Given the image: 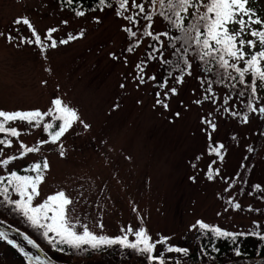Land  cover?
<instances>
[{
	"label": "rangeland",
	"instance_id": "obj_1",
	"mask_svg": "<svg viewBox=\"0 0 264 264\" xmlns=\"http://www.w3.org/2000/svg\"><path fill=\"white\" fill-rule=\"evenodd\" d=\"M112 2L111 7L81 16L58 0H0V32L5 33L0 36V110L46 112L54 107L55 98H61L80 117L56 143L44 131L53 116H45L40 127L9 122L6 127H16L21 134L0 135V140L12 141L10 147L0 144V160L16 156L8 165L0 164V173L46 158L50 168L35 204L63 190L74 200L69 215L77 228L86 224L93 232L113 236L123 235L128 227H143L153 240L167 237L155 250L165 264L189 262L185 254L167 248L191 247L196 236L191 226L199 220L231 230L264 231L260 82L253 99L255 112L245 111L238 94L225 84L208 85V73L197 64L192 65L191 75H184L183 83L170 79L161 87L157 80L162 71L157 61L147 59V38L126 46L129 20L124 16L129 10L118 15L117 0ZM250 6L264 18V0H253ZM20 17L30 20L42 44L27 42L35 37L28 25L14 23ZM52 28L57 29L51 34L57 41L55 48L47 38ZM162 28L155 18L153 30ZM9 35L15 38L6 39ZM171 87L177 88L176 94L169 91ZM209 87L211 92L206 91ZM158 99L168 107L158 104ZM206 121L215 123V130ZM43 140L49 143H40ZM21 142L40 150L22 154ZM221 144L223 160L212 151ZM235 203L241 208L235 209ZM19 219L16 211L0 203V231L15 241L0 238V264H111L122 255L133 256L125 249L101 253L83 248L56 255L43 229L27 222L28 231L21 232Z\"/></svg>",
	"mask_w": 264,
	"mask_h": 264
},
{
	"label": "snow or ice",
	"instance_id": "obj_2",
	"mask_svg": "<svg viewBox=\"0 0 264 264\" xmlns=\"http://www.w3.org/2000/svg\"><path fill=\"white\" fill-rule=\"evenodd\" d=\"M71 3V0H68ZM101 7L105 5V0H99ZM132 6L139 11L136 16L141 13H145V6L142 3H137V0H131ZM253 0H153V5L158 3L161 11L159 15L167 20L171 27L178 31L179 35L170 36V46L173 47L175 55L178 56L176 67L180 62H183L185 68L188 70L187 75H191L192 64L188 62L187 54L189 50H193V54L198 57L199 61L204 62L207 65L211 60H215L219 69H223L224 75L231 79L233 77L229 69L239 77L240 83H247V78L250 76L251 81L249 87L253 96L257 92V81L264 86V18H262L255 8L250 4ZM119 5L118 15L124 16V13L129 10V0H117ZM112 5L109 4L108 7ZM203 9V11H201ZM191 10V23L186 24V20L189 17ZM78 15H84V13L78 12ZM136 16L128 15L124 16L125 19L139 23ZM145 20L152 21L151 15H145ZM14 23L28 25L32 28L34 34V41L28 40L29 43L42 44L41 35L36 32L34 26L31 24L27 17L17 18ZM66 23V22H65ZM153 25L149 23L145 26L144 35L152 37L156 41H160L161 36H169V32L154 33L152 30ZM131 36L135 37L136 32L130 28H126ZM57 29L52 28L48 31L47 38L51 40L50 47L55 48L57 41L52 39V33ZM83 35V32L80 33ZM0 36H5V33L0 32ZM251 37V38H246ZM15 37L6 36V39L12 40ZM75 37L69 36V39ZM60 43H67L68 40H61ZM179 45V46H177ZM161 42V47H163ZM154 52L160 53L159 58L165 64H170L171 61L163 59V53L155 45L152 46ZM129 48L128 51H132ZM150 59H158L156 55L149 53ZM243 64V66H241ZM137 68L143 72V65L138 64ZM184 71L181 69L182 75H180L176 82H184ZM206 73L211 69L205 67ZM141 83L143 78L139 77ZM199 78V77H198ZM155 79V77H150ZM205 80H201V84ZM209 85L212 81H207ZM217 83L221 82L219 80ZM167 82L165 81L161 87H165ZM123 87V85H121ZM169 91L172 94L177 93L176 87H171ZM206 91L211 92V87ZM168 93H165L167 95ZM159 95V93H157ZM240 96L244 95V92L239 93ZM207 98V97H206ZM201 103V101H196ZM227 103V99L224 101ZM158 104L167 108V103L164 100H157ZM54 107L49 108L48 111L42 112L39 109L30 111H4L0 110V133H10L13 137H19L21 134L16 127L6 125L11 121H23L30 125L40 127V122L45 116H53L55 120L60 123L54 128L53 123H47L44 128L49 131L50 142L56 143L70 129L74 123L80 120L77 110L65 103L61 98H55L52 101ZM118 107V105H116ZM250 111H257L256 107L251 104L248 105ZM261 114H264V107L258 109ZM236 115V113H232ZM179 115V113H177ZM248 117L244 116V122H247ZM213 130L216 128V124L212 121H206ZM87 128L89 125L84 124ZM40 143H49L48 140H43ZM0 144H7L9 147L12 144L11 140H0ZM224 146L221 144L218 147L212 149L216 152L220 159L223 160V155L220 154V149ZM20 150L22 154L38 152V147H28L23 142L20 144ZM60 155L63 156L64 152L61 146ZM16 156H11L8 159L0 160V164L8 165L11 160H15ZM50 168V165L45 158L42 162H37L31 165L30 170L35 175H22L15 171L9 173L7 177L0 175V196H3V201L0 203H6L13 206V210L22 214L27 218V221L33 227L43 229V234L48 238L49 243L58 242L60 245H67L72 249H82L87 246L93 250L100 249L104 246L119 245L123 248H131L142 254H148L150 260L159 261V264H165L164 258L160 255H152L156 250L157 244H164L169 238L163 237L159 240H153L148 231L141 227L133 230L128 227L123 235L108 236L93 232L89 229L88 225H82L77 228V225L71 221L69 215L70 211H74V208L70 209L69 206L74 204V200L69 194L61 190L52 195H49L42 203L35 204L34 200L39 195V185L45 178V171ZM218 171V170H217ZM209 178H213L211 173ZM256 187H260L257 185ZM10 190L14 192L18 198H13L10 195ZM231 203V201H230ZM235 209H240L241 205L235 203L233 205ZM199 226L200 229L209 230L215 234L216 237H232L235 239L239 235H245V233H232L222 229L219 226H211L204 221H197L196 224L191 227L194 229ZM102 229L103 223L99 224ZM52 233L54 235L50 236ZM134 235L135 239L130 240L129 235ZM251 235L259 236L264 240V235L259 231H253L248 233ZM0 238L8 240V234L5 231H0ZM28 239V243L35 244V241ZM9 243H15L13 240H8ZM61 251L64 249L61 248ZM168 252H178L185 255L188 254V249L181 247H168ZM237 255H240V251L237 249ZM39 259V257H36Z\"/></svg>",
	"mask_w": 264,
	"mask_h": 264
},
{
	"label": "trees",
	"instance_id": "obj_3",
	"mask_svg": "<svg viewBox=\"0 0 264 264\" xmlns=\"http://www.w3.org/2000/svg\"><path fill=\"white\" fill-rule=\"evenodd\" d=\"M58 2L65 8L69 9L72 12H86L89 10H97L100 8H104L105 6H108L109 4H112V0H105V5L101 7L99 0H71V3L68 2V0H58ZM137 3H142L145 6V13H141L140 15L136 16L138 13V9L132 6V2L129 6V13L126 15H133L136 16V19L139 21V23L129 21L126 28H130L132 31L136 32L137 35L135 37L131 36V34L125 30L126 33V40L128 47H132L133 45L140 44L144 38L146 39V53L148 54L147 59L149 58V53H152L153 55H156L158 59H155L157 61L159 68L161 69L162 73L159 77L160 80H157L158 85H162L167 82L168 80L172 79V81H176L177 78L182 75L181 69L184 68V75H187V69L185 68V65L183 62H180L179 66L176 67L178 56L173 54L174 49L170 46V36L173 35H179L178 31L173 29L170 25V23L165 20L163 17L159 15V12L161 9L159 8L158 3L153 5V0H138ZM203 11V9H201ZM145 15H151L152 21H148L144 19ZM155 18L159 19L162 23L163 28L159 31H154V33H163V32H169V36H161L160 41L154 40L152 37L145 36L144 30L145 26L149 23L155 22ZM191 10L189 13V17L186 20V24L191 23ZM161 42H163V47H161ZM153 45H155L156 48H159L160 51L163 53V59H166L168 61H171L170 64H165L162 59L159 58L160 53L153 51ZM179 46V45H177ZM188 62L193 64H197L201 67H208L211 69L210 72H208V75L206 76V82L212 81L210 85H216L217 80L221 81L219 84H225V86L232 92L238 94V99L242 104V107L245 109V111L249 110L248 105L251 104L253 106V99L255 96H253L251 92V88L249 87L251 77L249 76L247 78V83H240L238 75L234 72L231 73L233 77H236V79H231L228 76L224 75L223 69H219L216 65L215 60H211L207 65H205L204 62L199 61L198 57L193 54V50H189L187 54ZM243 66V64H241ZM231 72V70L229 69ZM209 85V83L207 82ZM260 90L264 92V86L260 83ZM244 92L243 96H240L239 93ZM254 107V106H253ZM47 123H53L54 128L53 131L56 130V127L60 121H57L52 117L49 121L45 122ZM45 133L49 135V131L44 128ZM2 133H0L1 135ZM3 135V134H2ZM40 162V161H38ZM37 163V162H35ZM34 164V163H33ZM33 164H26L21 166L20 168H12L10 170H7L3 173H0V175H3L7 177L10 172L15 171L18 174L22 175H34L35 173L30 170L31 165ZM10 195L15 199L18 198L17 195L10 190ZM3 201V196H0V202ZM8 205V204H6ZM13 209V206L8 205V208ZM19 214V222L20 225H18V230L21 232L23 230L28 231L27 227L25 226L27 224V218L24 217L22 214ZM200 221V220H199ZM205 222V221H204ZM18 223V222H17ZM211 226H219L222 229L232 232V233H245V235H239L235 239L232 237H216L215 234L209 230L200 229L197 225L196 227V236L194 239H192L191 247H187L188 254L185 258L189 260V262H186L184 264H195L198 261H201L203 263L208 264H264V240H262L259 236L251 235L248 233H251L253 231H259V230H231L224 228L218 224H211L208 222H205ZM19 224V223H18ZM22 228V229H21ZM31 228V227H30ZM24 232V231H23ZM262 235H264V231H259ZM25 233V232H24ZM50 236L54 235L52 233L49 234ZM117 236V235H113ZM135 239V238H134ZM132 239V240H134ZM131 240V239H130ZM48 242V247L53 252V254L56 255H66L69 253H72V249L67 245H60L58 242L56 243H49L48 238L46 239ZM171 247H181L178 245H171ZM63 248L64 250L61 251L60 249ZM86 252H90L89 247L84 246ZM127 250L128 253H131V255H122L120 258L113 260L114 264H149L147 261L149 260L148 254H142L136 250H133L131 248H123L119 245H113V246H104L100 249H96L97 252H111L113 250ZM237 249L240 251V255L236 254ZM93 250V249H91ZM16 251V250H15ZM110 255H113L112 253H108ZM152 255H157L155 252L152 253ZM174 259H177V256L173 257ZM130 260V261H129ZM137 260L138 263H137ZM180 260L178 264L181 262ZM113 262L111 264H113ZM183 264V263H182Z\"/></svg>",
	"mask_w": 264,
	"mask_h": 264
}]
</instances>
